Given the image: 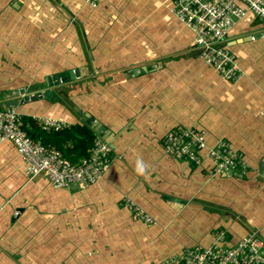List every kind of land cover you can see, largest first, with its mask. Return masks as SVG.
<instances>
[{
  "label": "crops",
  "instance_id": "1",
  "mask_svg": "<svg viewBox=\"0 0 264 264\" xmlns=\"http://www.w3.org/2000/svg\"><path fill=\"white\" fill-rule=\"evenodd\" d=\"M169 6L0 0V110L17 101L30 128L54 118L93 130L79 111L113 136L111 165L84 190L29 178L15 145L0 144V264H160L220 230L228 246L251 232L264 241V22L242 20L225 39L245 73L231 82L198 58ZM68 71L81 76L53 88L58 101L20 102L17 91L32 96ZM179 127L230 142L249 172L214 174L206 152L199 165L168 155L164 138ZM124 196L155 223L134 219Z\"/></svg>",
  "mask_w": 264,
  "mask_h": 264
},
{
  "label": "built area",
  "instance_id": "2",
  "mask_svg": "<svg viewBox=\"0 0 264 264\" xmlns=\"http://www.w3.org/2000/svg\"><path fill=\"white\" fill-rule=\"evenodd\" d=\"M85 5L97 8L103 0H81ZM170 13L195 36L198 58L212 68L221 79L236 82L243 78L237 57L224 41L235 25L250 17L264 22V0H166ZM264 115V112H263ZM23 115L16 107L0 110V144L12 142L29 178L45 176L56 188L76 186L87 189L99 182L112 162L113 149L101 137H96L88 157L72 164L52 146L33 140L23 129ZM45 131H60L68 127L54 118L36 119ZM166 153L176 159H184L195 165L201 163V153L212 165L214 174L246 175L250 165L233 145L221 140L209 146L205 133L194 128L179 127L164 138ZM123 205L133 218L146 224L154 220L128 196ZM160 264H264V241L257 232H251L235 246L227 245V235L220 230L208 247L186 249L180 256H172Z\"/></svg>",
  "mask_w": 264,
  "mask_h": 264
},
{
  "label": "trees",
  "instance_id": "3",
  "mask_svg": "<svg viewBox=\"0 0 264 264\" xmlns=\"http://www.w3.org/2000/svg\"><path fill=\"white\" fill-rule=\"evenodd\" d=\"M23 129L35 141L43 145L52 146L60 151L64 158L72 164H78L82 159L90 154L96 133L84 125H75L67 127L60 131H45L38 122L31 128L28 127L25 118L23 119ZM71 142V146H68Z\"/></svg>",
  "mask_w": 264,
  "mask_h": 264
},
{
  "label": "water",
  "instance_id": "4",
  "mask_svg": "<svg viewBox=\"0 0 264 264\" xmlns=\"http://www.w3.org/2000/svg\"><path fill=\"white\" fill-rule=\"evenodd\" d=\"M264 35V34H259ZM258 37V36H257ZM80 73L78 71L72 72H63V73H58L49 78L48 80V86L49 88L46 90H42L41 92L37 94H33L32 96H24V90L17 91L16 94L18 96H23V99L20 100V102H29V101H36V100H41V99H47L49 101L55 102L59 100V96L55 93L54 87L60 86V85H66L72 81H74L76 78H80ZM19 102L17 101H8L5 102L6 107H11V106H18ZM77 110V108H76ZM79 115L83 118V120L89 125L93 131L96 133L98 137H101L104 141L110 143L112 140V133L105 127L103 126L100 122H98L94 117L90 116V114H86L83 112H79ZM229 174H232L229 172Z\"/></svg>",
  "mask_w": 264,
  "mask_h": 264
},
{
  "label": "clouds",
  "instance_id": "5",
  "mask_svg": "<svg viewBox=\"0 0 264 264\" xmlns=\"http://www.w3.org/2000/svg\"><path fill=\"white\" fill-rule=\"evenodd\" d=\"M136 170L139 174H141V175L144 174L145 168L141 162H138Z\"/></svg>",
  "mask_w": 264,
  "mask_h": 264
}]
</instances>
